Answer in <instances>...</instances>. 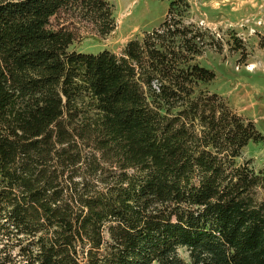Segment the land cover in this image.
I'll return each instance as SVG.
<instances>
[{
  "label": "trees",
  "instance_id": "trees-1",
  "mask_svg": "<svg viewBox=\"0 0 264 264\" xmlns=\"http://www.w3.org/2000/svg\"><path fill=\"white\" fill-rule=\"evenodd\" d=\"M189 9L88 53L111 0H0V264H264V169L238 160L264 135L202 87Z\"/></svg>",
  "mask_w": 264,
  "mask_h": 264
},
{
  "label": "rangeland",
  "instance_id": "rangeland-1",
  "mask_svg": "<svg viewBox=\"0 0 264 264\" xmlns=\"http://www.w3.org/2000/svg\"><path fill=\"white\" fill-rule=\"evenodd\" d=\"M188 1L190 9L184 22L201 28L210 42L197 61L216 73L215 80L202 87L222 95L236 112L253 120L264 135V0ZM111 2L118 23L116 31L98 39L91 25L82 24L74 44L79 51L98 53L109 49L121 54L129 38L159 26L171 0ZM248 158H253L256 170L264 169V140L248 143L238 160ZM179 251L187 257L184 248Z\"/></svg>",
  "mask_w": 264,
  "mask_h": 264
},
{
  "label": "crops",
  "instance_id": "crops-1",
  "mask_svg": "<svg viewBox=\"0 0 264 264\" xmlns=\"http://www.w3.org/2000/svg\"><path fill=\"white\" fill-rule=\"evenodd\" d=\"M112 1V0H111ZM142 33L143 32H141V34H139V35H137V36H135V38H138V37H140L141 35H142ZM131 39H134V38H129L126 42H128L129 40H131Z\"/></svg>",
  "mask_w": 264,
  "mask_h": 264
},
{
  "label": "bare ground",
  "instance_id": "bare-ground-1",
  "mask_svg": "<svg viewBox=\"0 0 264 264\" xmlns=\"http://www.w3.org/2000/svg\"><path fill=\"white\" fill-rule=\"evenodd\" d=\"M249 69L251 70L252 68L250 67Z\"/></svg>",
  "mask_w": 264,
  "mask_h": 264
}]
</instances>
